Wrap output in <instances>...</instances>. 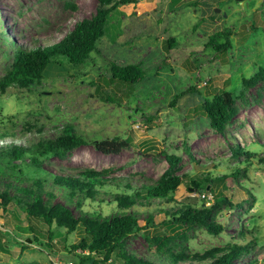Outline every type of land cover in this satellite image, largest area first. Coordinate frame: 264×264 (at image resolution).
Wrapping results in <instances>:
<instances>
[{
    "label": "rangeland",
    "instance_id": "374dc122",
    "mask_svg": "<svg viewBox=\"0 0 264 264\" xmlns=\"http://www.w3.org/2000/svg\"><path fill=\"white\" fill-rule=\"evenodd\" d=\"M66 3L77 10L65 8ZM95 5L96 0H0V81L13 63L15 49L53 43L76 21L90 16ZM224 35L231 47L218 53L215 48L225 43ZM215 37L221 39L210 46ZM171 39L176 44L168 50ZM111 64H140L143 79L133 86L112 82ZM260 67L264 0H137L111 14L105 36L83 65L73 67L57 57L36 91L12 86L0 90V135H5L0 148L53 140L69 126L88 144L61 156L39 158L48 174L91 169L107 171L109 180L122 185L137 177L155 181L168 171L166 156L171 155L181 159L174 174L183 181L200 179L207 171L218 177L244 169L246 174L218 187L228 204L215 207L214 195L207 191L188 195L189 203L198 201V208L212 207V221L223 225L224 232L215 236L203 227H184V235L171 247L192 257L225 249L234 237L240 244L256 240L255 247L233 264H264V167L258 161H264V83L244 93L242 86V79L254 76ZM222 92L232 93L235 102L223 135L216 133L202 108ZM114 138L129 145L121 154L106 156L94 148V142ZM238 149L249 152L251 167L243 165L248 156L232 155ZM29 161L27 156L12 164L26 168ZM12 171L1 172L0 193L19 182ZM37 177L40 174L30 169L22 184ZM114 192L103 188L97 198L76 197L67 206L75 217L104 218L118 213L111 202ZM53 201L65 200L59 195ZM157 210L154 205L127 210L141 221V230L127 240V249L154 254L153 238L169 234L157 221L145 223ZM28 224L16 203L3 206L0 201V264H80L75 257L87 255L71 250L86 237L82 226L72 233L53 226L49 246L44 237L35 241ZM242 229L248 234L236 239Z\"/></svg>",
    "mask_w": 264,
    "mask_h": 264
},
{
    "label": "trees",
    "instance_id": "16d2710c",
    "mask_svg": "<svg viewBox=\"0 0 264 264\" xmlns=\"http://www.w3.org/2000/svg\"><path fill=\"white\" fill-rule=\"evenodd\" d=\"M137 0H96L95 10L90 16L75 22L70 31L64 33L56 41L50 44L41 45L33 49L20 46L15 49V57L12 65L9 67L6 76L0 81V90L8 86L17 87L20 90L28 92L36 91L41 86L44 78V72L54 59L62 57L70 66L83 65L90 54L96 50V44L106 34V27L111 14L119 6L136 4ZM196 3L190 5L193 7ZM73 11L77 10L73 4L66 3L65 8ZM219 36V35H218ZM225 43L215 48L218 53H223L231 47L230 41L225 37ZM217 39H221L217 38ZM215 38L209 42L212 46ZM176 42L171 39L167 41V49L171 50ZM144 76V70L140 64L117 66L111 64L112 82L121 83L128 86L138 84ZM111 82V83H112ZM264 83V67H260L257 73L250 78L242 79L243 93L248 89L254 88L260 83ZM34 89V90H33ZM193 90V89H191ZM184 92L183 94H185ZM243 93H241L243 95ZM234 98L232 93L222 92L216 94L212 100H208L203 105V113L211 120V126L216 133L224 134L225 123L229 121L233 114ZM5 135H0V139ZM88 141L80 137L72 127H65L62 133L53 140L42 141L31 147H23L17 144L1 146L0 148V174L4 171L13 169L12 172L18 176L19 181L9 186L0 193V201L3 206L10 203L16 205L23 211L27 217L28 230L36 236L35 241L40 237L50 241L54 233L51 228L55 226L58 229H64L72 233L79 227L84 228L86 237L78 245L71 247L75 251L80 249L87 251L84 258L75 257L80 264H233L243 252H247L255 247L256 240H250L246 244H240L233 238V242L228 244L225 249L209 250L203 255H193L192 257L175 253L171 245L184 235L186 228L192 229L196 226L203 227L210 235H220L225 228L221 224L212 221V207H197V200L192 203L188 201V195L193 193L205 192L209 188V193L213 196L212 202L217 207L220 203H229V200L223 194L222 189L218 187L225 186L226 182L234 180V177L240 176L247 171L239 169L214 176L211 171L200 175V179L194 178L189 181H183L180 176L174 174V169L179 166L181 159L178 156H166L169 162V169L158 180L152 181L142 177H137L133 182H126L123 185L116 182L106 175L107 171H94L91 169L77 170L67 174L62 171L58 174H48L43 169V164L39 158L47 154L64 155L73 150L87 145ZM94 148L101 154L119 155L123 149L129 145L126 141H120L117 138L94 142ZM232 155L235 158L248 156L243 163L246 167H251L249 152L243 149L234 150ZM30 161L26 162V168L21 165H15L19 160L26 157ZM250 160V161H248ZM263 165L262 159L258 160ZM33 169L35 174H40L32 180L30 184L23 185L22 180L28 170ZM44 177H43V176ZM49 176V178H45ZM52 182L48 185V180ZM103 188L115 189L112 203L115 204L117 214L101 218L88 215L74 216L67 204L73 198L95 199L99 196ZM61 195L64 202H54L53 200ZM156 206L158 210L153 214H148L145 223L157 221L159 226L168 231V235L162 234L153 238L155 245L154 254L139 253L126 248L127 240L138 230H141V221L132 210L135 206L151 207ZM231 208V205H230ZM47 227L46 232L33 223ZM26 231L27 229H22ZM248 231L242 229L238 231L237 238H243ZM252 236L253 234L249 232ZM252 244V245H251ZM76 256V255H75ZM29 264H39L31 262Z\"/></svg>",
    "mask_w": 264,
    "mask_h": 264
},
{
    "label": "clouds",
    "instance_id": "9594fccd",
    "mask_svg": "<svg viewBox=\"0 0 264 264\" xmlns=\"http://www.w3.org/2000/svg\"><path fill=\"white\" fill-rule=\"evenodd\" d=\"M208 193H209V188L206 190ZM205 191V192H206ZM205 192H203V193H205ZM202 192H200V193H198V194H201ZM211 194V193H210ZM212 195V194H211ZM213 197V196H212Z\"/></svg>",
    "mask_w": 264,
    "mask_h": 264
},
{
    "label": "built area",
    "instance_id": "2783aa9c",
    "mask_svg": "<svg viewBox=\"0 0 264 264\" xmlns=\"http://www.w3.org/2000/svg\"><path fill=\"white\" fill-rule=\"evenodd\" d=\"M202 197H205V194H202Z\"/></svg>",
    "mask_w": 264,
    "mask_h": 264
},
{
    "label": "water",
    "instance_id": "95a60500",
    "mask_svg": "<svg viewBox=\"0 0 264 264\" xmlns=\"http://www.w3.org/2000/svg\"><path fill=\"white\" fill-rule=\"evenodd\" d=\"M237 1H242V0H237ZM110 264H113V263H110Z\"/></svg>",
    "mask_w": 264,
    "mask_h": 264
}]
</instances>
